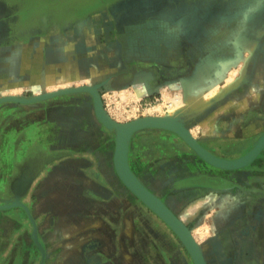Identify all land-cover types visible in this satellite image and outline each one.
<instances>
[{
  "label": "rangeland",
  "instance_id": "rangeland-1",
  "mask_svg": "<svg viewBox=\"0 0 264 264\" xmlns=\"http://www.w3.org/2000/svg\"><path fill=\"white\" fill-rule=\"evenodd\" d=\"M104 12L109 15L100 16ZM93 14H96L103 24L105 23L108 31L102 26L100 31L93 32L95 35L92 37H85L87 36L85 33H71L79 24L89 25L94 19L91 17ZM54 25H58L61 31L52 37L49 31L55 30L50 28ZM85 27L87 29L90 26ZM142 28L154 31L155 34L150 41L142 44L128 40L129 31L134 33ZM57 35H64L65 42L72 41L74 35H78L84 43L86 40L87 44L98 40L103 43L112 42L111 45L121 44L124 47L108 49L110 64L107 66L100 63L104 60L102 50H97V65H84L83 62L89 61L84 53L86 51L92 53V48L82 51V55L74 50L70 63L58 64L60 60L56 55L62 57L64 49L53 48V52H50V56H53L50 61L53 64L50 66L52 68H48L54 69L53 75L50 76L51 80L46 79L45 65L41 63V57L47 50L31 48L26 52L34 54L32 60L35 62L29 71L23 69L22 74L29 72L34 84L29 87L31 82L24 84L22 81L25 80L15 79L19 76L16 75L19 72L14 70L16 66L12 64L8 67L0 62V97L13 95L12 92L20 90L23 94L15 95L29 98L35 95L34 90L38 88L34 85L43 82L49 84L51 88L55 86L56 88L52 89L55 90L68 85L56 81L64 77V74L71 78L80 77L69 80L70 86H94L100 112L110 121L127 123L140 118L156 117L178 123L201 142L211 155L223 159H238L253 148V145L246 143L248 138H235L231 125L235 115L239 116V122L243 125H249L256 117L264 118V0H0V57L2 50L4 48L6 50V45L23 42L19 44L22 46L26 44L29 47L40 46L41 42L47 40L52 42L54 38L57 40ZM59 40V46H63L61 42L63 36ZM126 43L128 44L125 45ZM55 45L57 46L56 43ZM93 76L97 78L90 79ZM229 83L230 87L226 88ZM219 87L225 89L222 98L199 111L186 109L182 114L183 119L175 121L172 116L174 104L186 108L188 101L198 100L202 95H209ZM49 91L51 89L45 88L39 93ZM74 104H86L92 113L89 114L87 110L81 114L76 113L77 119L72 120L69 117L72 115L69 108L71 109ZM33 117H36V121H31ZM86 117L91 121L95 119L101 128L110 132L111 140L113 144L115 143L114 128L107 126L99 118L94 109V96L87 90L59 92L30 102L13 99L0 101V216L10 214L15 218L13 227L6 225L5 229L0 230L2 235L0 264L168 263L170 252L165 241L151 234H145L146 237L143 238L140 227L145 231L147 229L142 222L139 221L137 224L136 219L132 228L128 230L127 227H123L125 231L123 228L118 232L114 231L107 239H96L93 242L87 240L79 243V246L75 243V247H70L74 249V254L71 252L66 256H57L64 243L56 230L57 219L62 221L64 218L71 222L77 210L72 208V205L76 206L78 200L72 199L74 195L72 178L57 177V173L53 175L52 170L59 165L63 170L80 169L88 176L92 175L94 170H98L93 161L79 166L73 165L74 161H71V157L76 158L82 154H86L89 160L92 159L93 155L87 150H81L77 145L79 132L72 135V128L79 129L82 124L79 122L80 118L84 120ZM32 123L43 132V138L47 136L51 141L50 144L43 146L48 151L50 159L42 163L41 176L34 185L32 173L22 177L20 183L17 182L23 170H28L31 163L29 152L34 144L27 143L25 137ZM58 126L60 133L64 131L60 136L66 134L70 136H64V139L60 140L62 145L57 151L51 145L57 141ZM142 130L152 132L157 139L162 138L158 143L160 152L156 155L157 160L150 169L155 173L154 176L162 178L165 184L172 181L170 187L154 192L169 206L176 193L174 183L176 171L173 166L178 165L176 159L179 155H186L199 163L206 161L176 131L156 126ZM67 131L69 133H66ZM263 133L264 130L251 140H257ZM39 134L42 133H37V136ZM261 154L259 152L251 162L239 168H218L206 162L209 166L227 173L228 177L216 175L193 177L194 181H205L210 187L198 186L182 190L178 203L182 205L186 201V204L190 203V199L205 192L202 189L218 190L231 185L233 181L230 176L233 177V172L243 175V172L251 167L257 168L255 175L250 180L248 178L241 180L240 184L244 186L263 184L264 170L260 169L261 164L256 163ZM138 179L145 184L141 178ZM119 180L137 200L143 202L121 178ZM44 182L48 183V191L43 190L42 195L44 199L47 197L45 205L49 209L41 208L37 211L35 188L41 189ZM17 183L22 186V193L14 197ZM70 188L71 192H67L66 190ZM58 189L64 190V198H57ZM79 195L81 198L84 197L83 201L90 200L87 192H81ZM27 197L33 208L30 207V203L28 206L25 204L26 208L19 204V201L25 203ZM60 200L66 203L65 217L50 218L56 211L55 202ZM10 203L12 205L7 206ZM144 206L161 220L160 226L167 237L176 244L175 250L184 251L192 263L173 229L150 207L146 204ZM189 208L191 212L195 211V207ZM181 209L176 210V213L180 214ZM199 209L191 218L185 217L184 222L196 238L206 264H218L220 259L222 261L233 255V249L239 250L241 240L244 243V240L248 241L252 235L241 238L242 229L249 227L251 233L255 234L258 233V229L264 230V221L259 225L254 224L257 219H250L251 224L240 223L238 220L228 225L221 233H217L216 226L207 227L202 224L203 212L207 208L204 206ZM251 216L252 213H249L248 217ZM9 232L16 238L15 243L18 246L16 255L6 252L5 249L3 233ZM45 242L50 244V251L46 250ZM255 242L253 240L254 248L250 254L252 256L242 259L244 264H260V248ZM103 247H106L110 254H104ZM153 247H158V250L154 251Z\"/></svg>",
  "mask_w": 264,
  "mask_h": 264
},
{
  "label": "crops",
  "instance_id": "crops-1",
  "mask_svg": "<svg viewBox=\"0 0 264 264\" xmlns=\"http://www.w3.org/2000/svg\"><path fill=\"white\" fill-rule=\"evenodd\" d=\"M106 9V8H103ZM96 11L98 9H95ZM101 10H98V12ZM106 16L109 15L104 12V14H101L100 16ZM102 16V17H104ZM92 18H94L89 25L87 24H79L76 27H74L71 30L72 34L75 33H85L87 36L85 37H92L95 34L93 32L101 30L100 27L104 26V24L100 21L98 16L96 14L91 15ZM96 18V19H95ZM85 26H90L86 29ZM105 30H107V26H104ZM50 28L55 29L54 31H49L50 36L54 37L56 34H60L59 26L54 25ZM46 30V29H45ZM47 30H49V27H47ZM57 30V31H56ZM76 31V32H75ZM108 31V30H107ZM93 34V35H92ZM154 31L152 29H145L142 28V30L134 31V33L131 31L128 32L127 38L129 41L134 43H142L146 44L148 41H150L154 35ZM63 36V46H59L58 43H60L59 38ZM59 36L57 35L53 39L52 42L47 40L46 42H41L40 46H28V45H20L23 44V42H19L18 44H12V45H6V50H2V55L0 57V62H2L4 65L12 66L14 64L16 67L14 70L18 71L19 76H16L15 79L18 80H25L22 81L25 83L31 82L29 87H32L34 84V79H32V75H29V72H26L22 74L23 69H26V71H29L31 67L33 66V63L35 60H32V57L34 56L33 53L26 52L27 50H31V48H41L44 50H47V52L43 53V56L41 57V63H44V72H47V75L45 73L46 79H50V76L53 75L54 69H48L52 68L50 67L53 63L50 61V58H53V56H50V52H53V48H63L64 52L61 53L62 57L58 54L56 55L57 59L60 60L58 64H66L70 63V60H73V52L74 50H77V52H80L82 55V51L87 50L88 48H92L93 52L86 51L84 53L85 57L89 59L88 62H83L84 65H97L96 57H97V50H102L101 53L104 54L103 61H101V64L109 65L110 61L108 60L110 58V53H108V49H116V48H122L124 47L121 44L111 45V43L107 42H100V41H90L89 44H87V41H82L81 37L78 35H74V38L72 41L65 42L64 35ZM88 40V39H87ZM109 42V41H108ZM45 43V44H44ZM57 44V46L55 45ZM126 43L125 45H127ZM92 45V46H91ZM91 46V47H90ZM104 49V50H103ZM93 54V55H92ZM72 57V58H71ZM95 57V58H94ZM82 58V57H81ZM93 59V61H91ZM68 60V61H67ZM82 64V63H80ZM47 67V68H46ZM28 69V70H27ZM63 69V67H62ZM61 69V70H62ZM103 73V72H101ZM64 74V73H63ZM77 74H80L77 72ZM64 77L57 79L56 81L71 83L69 80L77 79L80 77H66V75H63ZM79 76V75H78ZM96 79L97 77L93 76L90 77V79ZM237 81V80H236ZM235 81V82H236ZM90 83V82H89ZM40 84V85H39ZM38 88L34 90V94H38L42 90H49L56 88L53 86L52 88L49 87L50 85L44 84L42 82L39 83ZM236 84V83H231ZM42 86V87H41ZM44 86V87H43ZM62 86V85H59ZM64 86V85H63ZM230 87L227 84V87ZM223 87L217 88L215 91L210 93L209 95H202L201 98L193 99L191 101H188L186 104L187 107H192L194 109L193 112L202 110L208 106L211 105L214 101H217L218 99L222 98L223 95ZM11 93V92H10ZM12 94H23L20 90H15L12 92ZM204 96H207L206 98L210 99V101L205 105L202 106L199 102L202 99H206ZM202 106V107H201ZM200 107V108H199ZM70 119L74 120L77 119L76 113L81 114V112L87 110V112H91V110L88 108V105H73L70 109ZM92 113V112H91ZM90 114V113H89ZM234 116V120L231 125L232 133L234 134L235 138L241 139L244 137L248 138L246 143H249L250 145L255 144V141H252L251 139H255L256 135L264 130V118L256 117L252 122L249 123V125H243L239 122V116ZM93 119V118H92ZM183 119V118H182ZM31 121H36V117H33ZM80 123H82L79 127V129L76 127L75 130L72 128V135H75L78 133L79 139H78V147L81 150H87L89 154L93 155L92 159L89 160L86 157V154L77 155L75 157H71V161L73 165L78 166L80 164H86L91 163L92 161L98 168V170H94L92 175H87L86 173L81 172L80 169H67L64 168V170L58 166H55V168L52 170V174L57 173V177L61 176H68L72 178V183H74V189H73V196L72 199L78 200L76 201L77 205H72V208H77L75 211V214L72 216V221L67 222L66 220H59V216L65 217L64 210L66 209V203L64 201L60 200L59 202H55V214L50 218L57 219L56 227L57 232L62 237L63 246L61 248L60 252H57V256H66L68 253L74 254V249H71L74 246L75 243L79 246V243H83L84 241L93 242L96 239H107V236L112 235V233L118 232V230H121L123 227H127L126 230L129 228H132L133 222L136 223L139 221L144 224L146 227V231L140 227L142 233V237H146V235H153L154 237H158L161 240H164L167 248L170 252L169 260L167 264H192L189 260L184 251H178L175 250L176 244L170 240L169 237L165 234V231L162 230L161 220L153 215L149 210H146L145 204L141 202L140 200H137L131 192L122 184V182L119 180V176L115 170L114 163H113V142L111 140L110 132H107L103 128L100 127L98 122L93 119L92 121L90 119H87V117L84 120H79ZM36 123V122H34ZM79 123V124H80ZM31 128L27 131V143H33L34 145L30 148L29 152V159L31 160V163L29 164L28 170H23V174L21 175V178L17 180V182H21L26 175L32 173L31 177L32 184L34 185L35 182H37L38 177L41 176L40 174V167L42 166V163L44 160L50 159L48 156V151L46 150L45 146L46 144H50V139L46 136L43 138V132L32 123L30 126ZM210 128H213L210 126ZM59 126L57 128V141L56 143L52 144L51 146L55 148L57 151L59 147L62 145L60 140L64 139L65 137H68L70 135L66 134L64 136H60V134H64L63 132H59ZM79 130V131H78ZM41 132L42 134H39L37 136V133ZM66 133H69L67 131ZM154 133V132H153ZM36 135V137H35ZM42 135V136H40ZM155 134L152 135V132L144 131V130H138L134 132L131 135V138L129 140V163L131 168L133 169L134 173L143 180L145 185H147L152 192H159L161 188H168L170 187L172 181H169L167 184L162 180V178L154 176L155 173H152V167L151 165H154L155 161L157 160L156 155L159 151L158 143L162 141V138L159 137V139L155 138ZM36 140V141H34ZM34 141V142H32ZM244 141V140H243ZM176 149V148H175ZM179 151V150H178ZM262 154L258 160H256V163L261 164L260 169L264 170V147L260 151ZM39 153V154H38ZM161 154V153H160ZM58 158V157H56ZM178 161V165H174L175 176H174V183H176V193L174 194V200L171 201L172 203L169 204V207L173 209L175 212L176 210H180L179 217L184 221V218H191L195 211L197 209H206V217L205 212L204 214V221L202 222L203 225H206L207 227L210 226H216L217 233H221L228 225H231L232 223H236L238 220H240V223H250L249 220L251 219H257L258 221L254 224L259 225L264 221V183L263 184H255V185H242L240 184L241 180L249 179L253 177L256 173L257 168H249L248 170L243 172V175H240L239 173L236 174L233 172V177L230 176L233 183L231 185H226L222 187V189H209L204 190L202 194L199 195V197H195L190 199V203L186 204L184 207H182V204L178 203V197L181 195L182 190H186L189 188H198V186H207L210 187L209 184L205 181L199 182L194 181L193 177H210L211 175H216L217 177H228L227 173L221 172V170L213 168V166H209L206 162L199 163L196 160L194 161L192 158L186 157V155H179V157L176 159ZM79 162V163H78ZM163 166V165H162ZM154 168V167H153ZM164 169V167H163ZM67 170V171H65ZM31 171V172H29ZM235 173V174H234ZM29 176V175H28ZM88 176V177H87ZM23 177V178H22ZM205 180V179H204ZM21 185V184H20ZM84 185V186H83ZM195 186V187H194ZM48 183L45 184L44 187L35 188V192L37 193L36 196V204L35 209L37 211H40L42 209H49L45 205V202L47 200V197L42 195V191H48ZM60 187V186H59ZM174 187V188H175ZM214 187V186H212ZM215 188V187H214ZM180 190V191H179ZM67 192H71V188L66 190ZM81 192H87L89 193V201H83L84 197H80ZM162 192V191H161ZM16 194L14 197H18L22 193V186H19L18 183L16 184V190L14 191ZM64 190L58 189L56 191L57 198H64ZM201 196V197H200ZM30 199L28 197L25 200V203L27 206L29 205ZM215 200V201H214ZM11 201V199H10ZM215 203V204H213ZM32 203H30V207ZM179 206V207H177ZM190 206L193 208L195 207V211L191 212ZM180 208V209H179ZM84 209V210H83ZM199 209V210H200ZM212 210L207 211V210ZM33 210V211H36ZM88 210L87 212H85ZM201 213V211H199ZM210 213L211 217H210ZM252 213L251 218L248 217V214ZM190 214V215H189ZM76 216V218L74 217ZM203 217V216H202ZM15 218H13L10 214H1L0 216V230L5 229L4 227L9 226L13 227L15 225ZM263 219V220H261ZM261 220V221H260ZM214 222V223H213ZM137 223V224H138ZM252 223V222H251ZM250 223V224H251ZM130 225V226H129ZM165 227V225H164ZM122 230L125 231L123 228ZM258 233H251L249 227H246L242 229V236H249L251 235V238L256 241L257 247L260 248V264H264V230L258 229ZM148 232V233H146ZM146 234V235H145ZM256 235V236H255ZM253 236L255 238H253ZM0 239L2 240V235L0 234ZM4 241L6 242L5 249L8 253H14L16 255V251L18 250V246H16L15 240L13 234L9 233H3ZM152 239V238H151ZM153 240V239H152ZM153 243L155 241L153 240ZM29 246V245H28ZM46 250L50 251L51 247L48 242H45ZM71 247V248H70ZM158 248V247H157ZM157 248L153 247L154 251L158 250ZM104 254H110L106 247H103ZM237 251L233 249V255L227 256L230 258L227 259H220L218 264H237ZM160 252V249H159ZM127 256H129L127 254ZM138 264H145L144 262H139Z\"/></svg>",
  "mask_w": 264,
  "mask_h": 264
},
{
  "label": "water",
  "instance_id": "water-1",
  "mask_svg": "<svg viewBox=\"0 0 264 264\" xmlns=\"http://www.w3.org/2000/svg\"><path fill=\"white\" fill-rule=\"evenodd\" d=\"M77 89L80 88H86V86H78L76 87ZM59 92H64L62 90H59ZM57 92V93H59ZM56 94V93H54ZM35 97V96H32ZM40 98H44V97H40ZM96 98H97V94H96ZM39 99V98H36ZM6 100V99H5ZM97 103H98V99H97ZM98 109L99 112L97 113V115L99 116V118L109 127H113V124H115L116 122L110 121L108 119H106L104 117V115H101L100 112V108H99V104H98ZM100 113V114H99ZM146 118H149V120H146ZM136 120H141L140 122H147L145 125L142 126H136V127H131V122L136 121ZM127 123H119V125H117L118 128V132L120 131L119 129H121L122 127L125 129H128V136H127V144H128V140H130L129 136L130 134L132 135V132L135 130H141L144 128H148V127H165V128H169L173 131H176L177 133H179L183 139L202 157V158H206L207 160L210 161V163L213 162L217 165L220 164L219 166H222L224 168H231L230 166H232V168H236V167H241L244 166L246 164H248L249 162H251L255 157L256 154L259 150V146L260 143L264 142V133L261 135V137H259L258 139V143L254 146L253 149H251L247 154H245L244 156L238 158V159H223V158H218L216 156L211 155L206 149H204L200 144H198L196 141H194V139L191 137V135L188 133V131L182 127L180 124L172 122V121H168V120H163L160 118H156V117H145V118H140V119H136ZM112 124V125H110ZM144 127V128H141ZM139 128V129H138ZM131 137V136H130ZM126 144V146H127ZM126 156H127V152L124 153L123 156V160H122V164L125 163L126 160ZM125 157V158H124ZM253 158V159H252ZM120 163V166L122 165ZM119 166V163L117 164ZM229 166V167H228ZM234 166V167H233ZM130 173V172H129ZM122 180L124 181V183L137 195L139 196L148 206L152 207L157 213H159L175 230L176 232L179 234V236L182 238L183 241H185L187 247L189 248L190 252L193 255V258L196 262V264H206V262L204 261V258H202V255L200 254L199 250L196 248V246L193 244V242L191 241V239L188 236V233L185 231L186 228L182 225L181 222H179L177 220V218L172 214V212L170 210H168V208H166V206L162 203V200H160V198H158L157 196H154L150 191H148L145 187L144 184L142 182H140V180H138L133 174H129L124 175L122 173Z\"/></svg>",
  "mask_w": 264,
  "mask_h": 264
},
{
  "label": "bare ground",
  "instance_id": "bare-ground-1",
  "mask_svg": "<svg viewBox=\"0 0 264 264\" xmlns=\"http://www.w3.org/2000/svg\"><path fill=\"white\" fill-rule=\"evenodd\" d=\"M78 87V86H77ZM59 89L60 90H62V91H69V90H83V91H85V90H87L88 92H91L92 94H93V96H94V109H95V112H99V109H98V103H97V98H96V88L94 87V86H90V85H87L86 86V88H80V89H77L76 88V86H74V87H71L70 85H64V86H62V87H60V88H57V89H55V90H51V91H49V92H45V93H38V94H35L34 96L35 97H25V96H18V95H15V94H13V95H4V96H1L0 97V101H2V100H5V99H13V100H16V101H20V102H30V101H32V100H35L36 98H40V97H47V96H50V95H52V94H54V93H57V92H59ZM205 98L207 97V96H204ZM210 101V99H208V98H206L205 100L204 99H202L199 103L200 104H202V106H205L208 102ZM201 106V107H202ZM200 108V107H199ZM193 110L194 111V109L192 108V107H187L186 106V108H181L180 106H179V104H174L173 106H172V110H173V114H172V116H173V118L175 119V121H181L180 119L182 118V114H184L183 112H185L184 110ZM100 114V113H99ZM102 115V114H101ZM180 118V119H179ZM146 120H149V118H146ZM141 120H136V121H133V122H131V126H130V128L131 127H136V126H142V125H145L147 122H140ZM110 125H112V124H110ZM117 125H119V123H115V124H113V128H114V130H115V132L114 133H116V136H115V143H114V150H113V163H114V167H115V170H116V172H117V174H118V176H119V178H123V176H122V173L124 174V175H129L130 173L131 174H133L137 179H138V177L136 176V174L134 173V171H133V169L131 168V166H130V163L128 162V152H129V140H128V144H127V136H128V132H129V128L128 129H125V128H121V129H119L120 131L118 132V128H117ZM141 128H144V127H141ZM139 129V128H138ZM136 130V129H135ZM135 130L132 132V134L135 132ZM130 136H131V134H130ZM129 136V138H131ZM192 137V136H191ZM193 139H194V141H196L198 144H200L204 149H206L204 146H203V144L201 143V142H199L196 138H194V137H192ZM259 139H257L256 141H255V144H254V146L259 142L258 141ZM258 141V142H257ZM126 144H127V146H126ZM254 146H253V148H254ZM263 147H264V142H262V143H260V146H259V150H258V152H257V154H256V156L258 155V153L263 149ZM252 148V149H253ZM207 150V149H206ZM125 152H127V156H126V160H125V163L124 164H122V160H123V156H124V153ZM125 158V157H124ZM206 162H209L210 163V161L209 160H207L206 158H203ZM253 159V158H252ZM119 163V166L117 165ZM120 163L122 164L121 166H120ZM211 164H212V162H211ZM212 165H214V166H216V167H220V168H224V167H222V166H219L220 164H215L214 162H213V164ZM229 167V166H228ZM231 168H232V166H230ZM234 167V166H233ZM236 168H239V167H236ZM130 172V173H129ZM124 179V178H123ZM139 180V179H138ZM141 182V181H140ZM144 187L148 190V191H150L154 196H156L155 195V193L154 192H152L151 190H150V188L147 186V185H145L144 184ZM139 197V196H138ZM140 198V197H139ZM141 199V198H140ZM142 200V199H141ZM143 201V200H142ZM144 202V201H143ZM145 203V202H144ZM162 203L166 206V208H168V210H170L171 212H172V214L177 218V220L179 221V222H181L182 223V225L186 228V232L188 233V236H189V238L191 239V241L193 242V244L196 246V248L199 250V252H200V254L202 255V258H204V255H203V253H202V251H201V248H200V246H199V244H198V242H197V240H196V238L194 237V235H193V233L187 228V226H186V224H185V222L179 217V215L176 213V212H174L166 203H164L163 201H162ZM19 204H21L22 206H24L25 208H26V205L25 204H23L22 202H20L19 201ZM146 204V203H145ZM9 205H12L11 203L10 204H8L7 206H9ZM147 205V204H146ZM148 206V205H147ZM148 207H150V206H148ZM164 222H166L168 225H169V227L170 228H172L173 229V231L177 234V236H178V238H179V240H180V242H181V244L183 245V247L185 248V250H186V252H187V254L189 255V257H190V259H191V261H192V263L193 264H196V262H195V260H194V258H193V255H192V253L190 252V250H189V248L187 247V245H186V243H185V241H183L182 240V238L179 236V234L176 232V230L159 214V213H157L152 207H150ZM204 261H205V258H204Z\"/></svg>",
  "mask_w": 264,
  "mask_h": 264
},
{
  "label": "flooded vegetation",
  "instance_id": "flooded-vegetation-1",
  "mask_svg": "<svg viewBox=\"0 0 264 264\" xmlns=\"http://www.w3.org/2000/svg\"><path fill=\"white\" fill-rule=\"evenodd\" d=\"M241 237V236H240ZM244 237V236H242ZM241 237V238H242ZM243 242V240H241ZM240 242V249L237 251V264H244L242 262V259H244V257H250L252 255H250L253 251V240L251 239V235H250V239L248 241L244 240V243Z\"/></svg>",
  "mask_w": 264,
  "mask_h": 264
}]
</instances>
